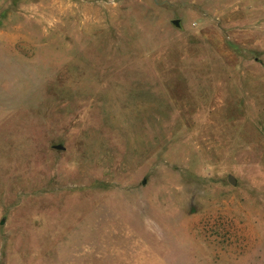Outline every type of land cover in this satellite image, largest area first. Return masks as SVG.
I'll return each mask as SVG.
<instances>
[{
	"label": "rangeland",
	"instance_id": "obj_1",
	"mask_svg": "<svg viewBox=\"0 0 264 264\" xmlns=\"http://www.w3.org/2000/svg\"><path fill=\"white\" fill-rule=\"evenodd\" d=\"M0 264H264V0H0Z\"/></svg>",
	"mask_w": 264,
	"mask_h": 264
}]
</instances>
